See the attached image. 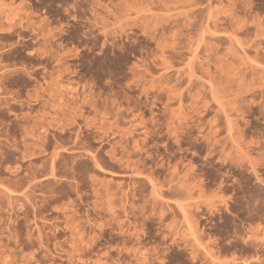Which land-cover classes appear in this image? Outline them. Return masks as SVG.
<instances>
[{"label":"rangeland","instance_id":"rangeland-1","mask_svg":"<svg viewBox=\"0 0 264 264\" xmlns=\"http://www.w3.org/2000/svg\"><path fill=\"white\" fill-rule=\"evenodd\" d=\"M0 264H264V0H0Z\"/></svg>","mask_w":264,"mask_h":264}]
</instances>
